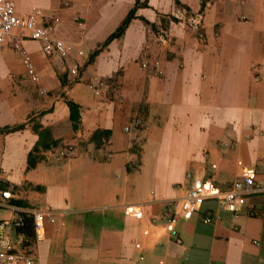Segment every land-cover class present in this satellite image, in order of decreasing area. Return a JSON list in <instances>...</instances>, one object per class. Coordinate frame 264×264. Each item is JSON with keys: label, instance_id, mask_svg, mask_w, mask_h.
I'll return each instance as SVG.
<instances>
[{"label": "crops", "instance_id": "crops-1", "mask_svg": "<svg viewBox=\"0 0 264 264\" xmlns=\"http://www.w3.org/2000/svg\"><path fill=\"white\" fill-rule=\"evenodd\" d=\"M13 1L41 9L68 49L24 39L38 80L16 64L10 82L20 57L0 47V92H17L0 96V219L43 215L37 233L32 218L13 233L35 264H264V194L235 210L208 200L188 219L176 203L204 180L223 190L253 170L264 182V0ZM66 145L73 156L58 159Z\"/></svg>", "mask_w": 264, "mask_h": 264}, {"label": "built area", "instance_id": "built-area-1", "mask_svg": "<svg viewBox=\"0 0 264 264\" xmlns=\"http://www.w3.org/2000/svg\"><path fill=\"white\" fill-rule=\"evenodd\" d=\"M43 17L44 13L39 8L20 13L13 0H0V45L9 44L18 53L26 74L33 81L38 80V74L30 56L22 46L24 39L43 41L42 51L45 55L56 54L66 57L68 54L67 46L63 40L50 38L53 25H44ZM201 19V14H196L189 17V22L194 28L199 29L202 23ZM160 35L164 40L169 39L164 30H161ZM104 84L103 80L94 78L90 82V87L96 95H99ZM141 122V118L135 116L133 125L140 127ZM125 130L130 131V127H126ZM1 153L2 144L0 140V178L2 177ZM54 154L58 159L70 158L74 154V147L66 145L61 149L54 150ZM257 193L264 194V182H258L256 172L252 170L243 179L233 181L223 190L218 189L212 181L204 180L197 186L185 190L184 195L178 198L176 203L187 207L183 210L184 217L188 219L192 212L198 210L205 201L214 200L221 209L235 210L245 204L249 196ZM1 204L2 202H0ZM6 206L8 205L6 204ZM260 209L264 211V205ZM172 213L169 212L168 220L170 222L174 221L175 214ZM250 214H257V208H253ZM135 216L142 218V211H137ZM29 218H32V227L37 233L42 227L43 220V215L39 212L16 210L12 217L0 219V264L36 263V252L33 247L25 243L22 238L13 237V233L19 232V229L25 225V221ZM206 220L209 221L210 218L206 217ZM171 235L177 242L181 241L175 230L171 231Z\"/></svg>", "mask_w": 264, "mask_h": 264}, {"label": "trees", "instance_id": "trees-1", "mask_svg": "<svg viewBox=\"0 0 264 264\" xmlns=\"http://www.w3.org/2000/svg\"><path fill=\"white\" fill-rule=\"evenodd\" d=\"M138 4V3H137ZM134 17V9L130 10L129 13L127 14V16L125 17V19L122 21L121 25L112 33L109 35V37L106 39V42H109L110 40H112L113 38L119 37L125 30V28L127 27V25L129 24L130 20ZM67 104L69 105L70 108V118L73 121V126L76 127L77 126V122L79 119V112H78V108L79 106L77 104H75L73 101L71 100H67ZM22 125H17L14 127H10V130H16L18 128H21ZM99 132V130H97V132H95V135ZM95 137V136H94ZM31 153H29L28 155V166H33V160L31 159ZM27 223H28V219L25 221V225L19 229V231H23L27 229Z\"/></svg>", "mask_w": 264, "mask_h": 264}, {"label": "rangeland", "instance_id": "rangeland-1", "mask_svg": "<svg viewBox=\"0 0 264 264\" xmlns=\"http://www.w3.org/2000/svg\"><path fill=\"white\" fill-rule=\"evenodd\" d=\"M3 46H8V49H7V51L9 52V53H14L13 51V48L10 46V45H7V44H5V45H0V47L1 48H3ZM16 56H17V54H16ZM17 58H18V56H17ZM10 60V76H9V80H10V82H15V79H13L14 78V75H16V74H14V72H12V70H13V67L12 66H16V64L18 65H22V62H21V60H20V62L18 61H15V59H9ZM23 70H24V68H23ZM11 87H9V89H7V91H5L4 92V89H2V91L0 92V96H2L4 93L8 96V97H14V96H16L17 95V92H16V89L14 88V83L13 84H11L10 85Z\"/></svg>", "mask_w": 264, "mask_h": 264}]
</instances>
